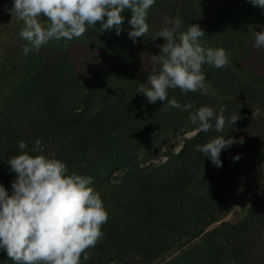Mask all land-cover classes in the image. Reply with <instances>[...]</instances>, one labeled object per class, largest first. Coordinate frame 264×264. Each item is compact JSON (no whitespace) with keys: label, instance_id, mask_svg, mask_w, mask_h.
Listing matches in <instances>:
<instances>
[{"label":"rangeland","instance_id":"1","mask_svg":"<svg viewBox=\"0 0 264 264\" xmlns=\"http://www.w3.org/2000/svg\"><path fill=\"white\" fill-rule=\"evenodd\" d=\"M13 3L0 0V184L9 195V159L44 155L68 175L91 177L109 215L82 264H264V48L253 46L264 10L248 0H155L149 31L135 43L127 9L120 35L97 22L37 50L20 37ZM177 17L179 31L198 24L201 44L225 49L231 62L203 65L207 95L168 90L189 111L151 104L139 91L159 71L158 33ZM202 106L226 109L221 132L193 134L189 116ZM218 136L244 140L222 150L219 168L195 148ZM36 140L43 152L33 151ZM0 264H13L4 250Z\"/></svg>","mask_w":264,"mask_h":264},{"label":"clouds","instance_id":"2","mask_svg":"<svg viewBox=\"0 0 264 264\" xmlns=\"http://www.w3.org/2000/svg\"><path fill=\"white\" fill-rule=\"evenodd\" d=\"M248 2L264 10V0ZM154 3L155 0H14L7 11L23 22L20 37L38 50L51 40L79 38L87 26L96 27L97 22L101 23V32L115 29L120 35L124 22L122 13L127 9L133 13L128 36L135 43L149 31L147 12ZM181 27L179 17L166 20V26L157 35L165 43L156 45L159 55H152L153 63L160 66L159 71L154 69V74L147 76V83H142L139 91L151 104L167 101L170 108L189 111L193 105H181L174 98L169 100L168 90L178 88L184 93L207 95L209 86L203 65L220 69L227 68L231 62L225 49L201 44L205 33L198 24H189L186 31H179ZM254 37L253 46L264 48V30L254 31ZM30 50L25 47L24 54ZM225 110L221 107L217 115L212 107L202 106L191 112L193 134L209 132L213 127L221 132L226 124ZM213 119L214 125L210 122ZM238 120L233 114L227 123L235 125ZM236 143L242 145L244 140L218 136L195 148L219 168L222 167V150ZM18 147L24 150L27 144L20 141ZM33 151L43 152L40 140L35 141ZM240 159L239 155L234 158L235 161ZM8 165L16 179L11 185V195L0 184V250L7 253L13 264H82V258L89 260L88 250L103 238L101 229L109 219L99 193L89 186L92 178L68 175L64 162L27 152L10 158ZM260 183L264 184V180Z\"/></svg>","mask_w":264,"mask_h":264}]
</instances>
